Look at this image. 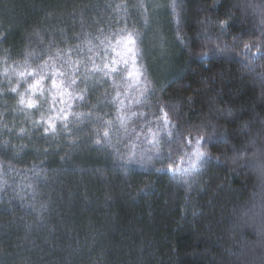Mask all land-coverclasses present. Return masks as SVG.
I'll use <instances>...</instances> for the list:
<instances>
[{"label":"trees","instance_id":"1","mask_svg":"<svg viewBox=\"0 0 264 264\" xmlns=\"http://www.w3.org/2000/svg\"><path fill=\"white\" fill-rule=\"evenodd\" d=\"M173 3L0 0V264H264V0ZM101 29L138 33V84L81 68L83 99L19 104L25 62L86 61Z\"/></svg>","mask_w":264,"mask_h":264},{"label":"snow or ice","instance_id":"2","mask_svg":"<svg viewBox=\"0 0 264 264\" xmlns=\"http://www.w3.org/2000/svg\"><path fill=\"white\" fill-rule=\"evenodd\" d=\"M173 6L175 8V0ZM137 37L138 33L126 32L125 29L109 35H105L103 29H101L100 35L94 37L97 43H93L92 39L85 41L89 45L87 48L89 55H87L86 61L84 58L72 59L73 53L79 56L78 50L80 46L77 45L76 49L69 48L67 53H64L63 50H58L54 56L50 55L47 60L34 69L25 62L22 70L17 75L27 83L25 92L29 93V95L26 99L24 94H20L19 104L28 109H39L43 103L48 102L45 93L51 94L53 90L56 91L61 103L65 102V93L69 98L83 99L84 97L82 95L73 96V92L68 91L70 88L75 91L73 86L77 84V78L81 72V68L84 70L85 79L90 76H95L97 73H100V78L103 79L124 71L129 80L135 81L138 84L144 78V71L143 67L137 64L139 53ZM113 40H115V44H113ZM249 47L248 44L244 45L245 50H248ZM96 59H101L103 61L102 65L97 64ZM88 64H91V68L88 67ZM121 64L125 66L123 69L120 67ZM29 77L32 78L31 83H28ZM46 80L50 81V87L45 86L44 82ZM132 86V83H129L128 87L131 88ZM11 91L13 93L17 92V88L13 87ZM139 91L140 95L144 96L147 88L145 87ZM119 95L120 93L117 92V97ZM34 97L37 98L34 99ZM52 99L53 103H55L56 96H53ZM139 102L137 101V103ZM160 111L163 113L162 119L164 124H169L170 121L167 112H164L163 108ZM132 115H136V113H132ZM51 119L49 117L48 121H43V116L41 117V121L48 123L49 127L54 131L55 125L51 122ZM41 121H37L36 123L39 124ZM107 123L111 124L110 121ZM124 123V118L121 117L120 126L124 127ZM65 127H67L66 124ZM45 132H48V128H45ZM103 135L104 137H108L109 132L105 131ZM169 136H171V133H169ZM210 138V136L207 137V139ZM181 139L184 142L179 147L181 150L186 149V151H183V155L180 157V163H187L188 166L181 168L180 164H177L173 169L170 165L168 170L176 173L195 171L207 157V153L203 149V144L206 143L205 134L201 133L198 136L189 134L187 137H182ZM97 143H100V140H97ZM151 143L154 145L159 144V140L154 136ZM169 158H171V155ZM129 162H132L131 158Z\"/></svg>","mask_w":264,"mask_h":264}]
</instances>
